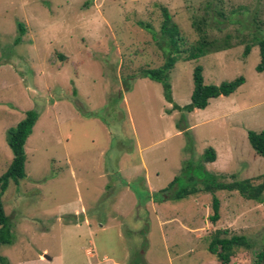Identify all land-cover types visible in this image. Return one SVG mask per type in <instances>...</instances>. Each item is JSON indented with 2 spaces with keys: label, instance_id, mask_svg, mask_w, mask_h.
Returning <instances> with one entry per match:
<instances>
[{
  "label": "rangeland",
  "instance_id": "obj_1",
  "mask_svg": "<svg viewBox=\"0 0 264 264\" xmlns=\"http://www.w3.org/2000/svg\"><path fill=\"white\" fill-rule=\"evenodd\" d=\"M163 7L184 40L172 103L161 83L140 76L166 61ZM197 22L210 41L233 48L185 61L201 37ZM257 28L264 34V0H0V178L13 160L8 129L40 113L25 146L26 178L5 193L15 242L0 254L10 264H221L209 245L228 230L252 244L230 264H255L264 202L228 191L174 196L208 175L256 185L264 176L248 139L264 131L259 46L244 55ZM197 65L206 84L246 82L204 110L173 109L191 102ZM209 147L214 163L203 161Z\"/></svg>",
  "mask_w": 264,
  "mask_h": 264
},
{
  "label": "trees",
  "instance_id": "obj_2",
  "mask_svg": "<svg viewBox=\"0 0 264 264\" xmlns=\"http://www.w3.org/2000/svg\"><path fill=\"white\" fill-rule=\"evenodd\" d=\"M163 21L160 29L161 37L166 42H160L159 45L163 47V43L166 44L164 49L166 54V61L164 65L158 69H146L140 74L141 77L149 78L153 81L161 83L164 90L165 99L169 102H173L172 85L170 83V74L175 68L176 62L179 60V55H182L180 47L183 44V36L180 29L173 22L172 15L167 8H162ZM204 22L195 23V27L200 32V40L196 46L189 49L187 56H184L185 61H195L202 56L211 52H220L233 48V45L229 44V40L226 39L220 46L216 45L215 41H210L206 36L202 35V25ZM139 26L146 28L149 32L154 31L152 26L145 24L144 22H138ZM21 35H24L25 28L22 24H19ZM155 38H157L155 36ZM259 46L261 62L257 67V72H264V34L257 28L256 34L252 38V43L245 46V57L251 52V47ZM246 79L240 76L232 81H226L219 85H209L205 83L203 76V68L197 65L193 72L194 88L191 96V102L183 108L178 105H174L173 109L191 113L195 110H204L210 104L212 99L219 97H229L237 92V90L243 86ZM39 112L37 110H29L26 113V117L20 121L15 127H11L7 131V142L10 149L13 152V160L9 166V169L0 178V247L2 245H12L15 242V236L13 231V224L11 218L7 215L4 207L5 193L10 185V181H19L26 178V162L27 154L25 150L26 143L29 137L33 133V129L39 120ZM248 139L251 147L257 153V155L264 158V131L248 132ZM217 159L216 151L214 148L209 147L204 151L203 161L207 163H214ZM200 177V176H199ZM221 176L208 175L205 179L202 177L194 181L193 186H187L179 190L174 196L175 199L181 200L188 198L190 195H197L199 193L215 194L218 191L238 192L246 200H254L259 203L264 202V176H258L255 181H260L259 184H253V180H234L233 182H221ZM179 178L173 180V184H176ZM195 179V178H194ZM202 184L199 187L198 184ZM166 188L163 191H167ZM4 197V200H3ZM213 215L211 221L216 223L220 219V200L214 196L212 202ZM228 230L217 231L213 234L209 252L215 255L221 264H230L232 258L236 255L240 249H252L249 239L246 236L231 235L227 236ZM0 264H10L8 259L0 254ZM255 264H264V249L257 254Z\"/></svg>",
  "mask_w": 264,
  "mask_h": 264
},
{
  "label": "water",
  "instance_id": "obj_3",
  "mask_svg": "<svg viewBox=\"0 0 264 264\" xmlns=\"http://www.w3.org/2000/svg\"><path fill=\"white\" fill-rule=\"evenodd\" d=\"M45 258L48 259V260H51L47 255H45Z\"/></svg>",
  "mask_w": 264,
  "mask_h": 264
}]
</instances>
